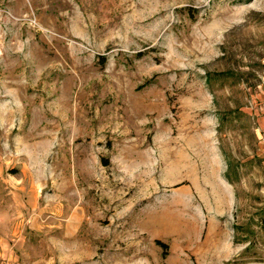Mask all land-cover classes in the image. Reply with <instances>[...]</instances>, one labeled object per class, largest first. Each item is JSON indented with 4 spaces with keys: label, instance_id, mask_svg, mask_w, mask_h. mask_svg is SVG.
Masks as SVG:
<instances>
[{
    "label": "rangeland",
    "instance_id": "rangeland-1",
    "mask_svg": "<svg viewBox=\"0 0 264 264\" xmlns=\"http://www.w3.org/2000/svg\"><path fill=\"white\" fill-rule=\"evenodd\" d=\"M263 74L264 0H0V264H264Z\"/></svg>",
    "mask_w": 264,
    "mask_h": 264
},
{
    "label": "crops",
    "instance_id": "crops-1",
    "mask_svg": "<svg viewBox=\"0 0 264 264\" xmlns=\"http://www.w3.org/2000/svg\"><path fill=\"white\" fill-rule=\"evenodd\" d=\"M260 79V86H258L260 90L255 95L252 101V106L250 108L252 127L248 140L249 143L247 145V154H249L247 156V159H250L252 161L254 160V157L260 159L261 165L264 167V74L261 76ZM210 141L214 140L211 139ZM216 150H219L218 146L213 145L210 147V151L215 157L214 163L219 164V170L225 172L227 170L226 162L221 157V154H218ZM222 186L223 188H225L227 195L230 196L231 194L233 197L232 186H230L228 183H225V185Z\"/></svg>",
    "mask_w": 264,
    "mask_h": 264
}]
</instances>
